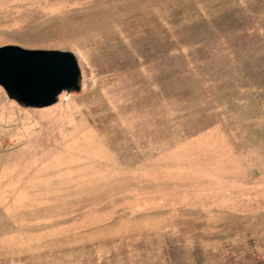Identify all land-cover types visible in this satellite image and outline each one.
I'll return each mask as SVG.
<instances>
[{
    "label": "rangeland",
    "instance_id": "obj_1",
    "mask_svg": "<svg viewBox=\"0 0 264 264\" xmlns=\"http://www.w3.org/2000/svg\"><path fill=\"white\" fill-rule=\"evenodd\" d=\"M6 44L80 74L0 86V264H264V0H0Z\"/></svg>",
    "mask_w": 264,
    "mask_h": 264
},
{
    "label": "water",
    "instance_id": "obj_2",
    "mask_svg": "<svg viewBox=\"0 0 264 264\" xmlns=\"http://www.w3.org/2000/svg\"><path fill=\"white\" fill-rule=\"evenodd\" d=\"M80 70L72 52L0 46V86L27 106L54 104L63 90L79 88Z\"/></svg>",
    "mask_w": 264,
    "mask_h": 264
},
{
    "label": "trees",
    "instance_id": "obj_3",
    "mask_svg": "<svg viewBox=\"0 0 264 264\" xmlns=\"http://www.w3.org/2000/svg\"><path fill=\"white\" fill-rule=\"evenodd\" d=\"M197 263H198V264H201L202 262H201L200 260H197Z\"/></svg>",
    "mask_w": 264,
    "mask_h": 264
},
{
    "label": "crops",
    "instance_id": "obj_4",
    "mask_svg": "<svg viewBox=\"0 0 264 264\" xmlns=\"http://www.w3.org/2000/svg\"><path fill=\"white\" fill-rule=\"evenodd\" d=\"M15 99V98H14Z\"/></svg>",
    "mask_w": 264,
    "mask_h": 264
}]
</instances>
